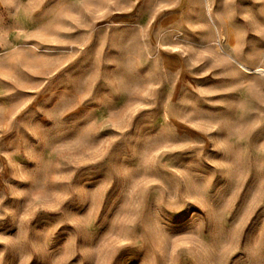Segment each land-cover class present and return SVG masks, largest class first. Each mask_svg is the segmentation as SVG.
<instances>
[{"label":"rangeland","instance_id":"obj_1","mask_svg":"<svg viewBox=\"0 0 264 264\" xmlns=\"http://www.w3.org/2000/svg\"><path fill=\"white\" fill-rule=\"evenodd\" d=\"M0 264H264V0H0Z\"/></svg>","mask_w":264,"mask_h":264}]
</instances>
